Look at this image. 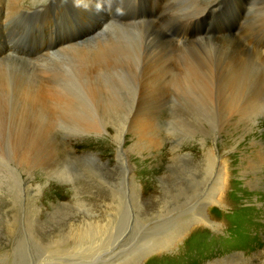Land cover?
Segmentation results:
<instances>
[{
  "label": "rangeland",
  "instance_id": "374dc122",
  "mask_svg": "<svg viewBox=\"0 0 264 264\" xmlns=\"http://www.w3.org/2000/svg\"><path fill=\"white\" fill-rule=\"evenodd\" d=\"M73 1L0 0V264H264V0Z\"/></svg>",
  "mask_w": 264,
  "mask_h": 264
},
{
  "label": "bare ground",
  "instance_id": "6f19581e",
  "mask_svg": "<svg viewBox=\"0 0 264 264\" xmlns=\"http://www.w3.org/2000/svg\"><path fill=\"white\" fill-rule=\"evenodd\" d=\"M226 1V0H225ZM261 1V0H260ZM73 2H75V4H76V6L79 8V9H82V7H87V9H90V10H97V9H100V8H97V9H95L97 6H98V4H99V0H74ZM143 2V1H142ZM258 2V1H257ZM42 3H44V2H42ZM41 3V4H42ZM216 3V2H215ZM253 3V2H252ZM260 3V2H259ZM40 4V5H41ZM256 4V3H255ZM264 4V3H263ZM44 5V4H43ZM211 5V4H210ZM258 5H260V4H258ZM10 6L12 7V9H13V5L11 4V1L9 2V4H8V7L10 8ZM36 6H37V4H36ZM99 7V6H98ZM113 7V6H112ZM15 8V7H14ZM45 8V7H44ZM50 8V7H49ZM48 8V9H49ZM208 10H207V12L209 11L210 12V10H209V6H207L206 7ZM218 8V7H217ZM257 8V7H256ZM263 8V7H262ZM261 8V5L256 9V10H259V9H262ZM11 9V8H10ZM41 9V8H40ZM137 9V8H136ZM136 9H135V12H136ZM216 9V8H215ZM104 10V9H103ZM214 11V10H213ZM216 11V10H215ZM208 12V13H209ZM13 13V12H12ZM105 17V16H104ZM107 17V16H106ZM126 17H127V15L124 17V16H122V19H126ZM130 17V16H129ZM134 17V16H133ZM5 18H6V15H5ZM8 19V18H7ZM139 19V18H138ZM6 20V19H5ZM105 20V19H104ZM104 25V24H103ZM108 25V24H107ZM110 26V25H109ZM109 26H107L105 29H107ZM264 28V27H263ZM97 30H98V28H96ZM240 30V29H239ZM9 32H10V30H9ZM219 32H222V34L223 33H227V32H233L231 29H228V30H223V31H219ZM237 32V31H236ZM242 32H243V30L241 31H238L237 33H240V34H242ZM15 34V33H14ZM98 34V33H97ZM97 34H94L93 36H92V39H94L95 37H96V35ZM103 34V33H102ZM171 34H173V32L171 33ZM99 35H101V34H99ZM98 35V36H99ZM174 35V34H173ZM231 35V34H230ZM232 36H233V34H232ZM247 36H249L251 39H253L254 40V43H253V46L256 48V50H257V52H259V53H264V33L262 34H259L258 36H255V35H253L252 33H250V34H248ZM14 37V36H13ZM80 37V36H79ZM84 38H86V36H84ZM77 40L78 39H74V38H70V41H67V42H65V43H61V44H52L53 45V51L51 52V53H48L47 55H42V56H40L38 59H43V58H46L47 56H49L50 57V55H52V54H57L58 52H59V50H60V48L59 47H63V45H74L75 43H78L77 42ZM83 41H89L88 39H85V40H83ZM179 44V43H178ZM52 47V46H51ZM48 49V48H47ZM46 49V50H47ZM259 50V51H258ZM58 51V52H57ZM46 53V52H45ZM19 54V53H18ZM5 57H9V58H11L12 59V55L11 56H8V55H6ZM19 57L21 58V59H23L20 55H19ZM36 58V57H35ZM34 58V59H35ZM38 59H36V60H38ZM23 60H26V59H23ZM150 98V97H149ZM149 101V100H148ZM199 216L202 218V219H205V215H204V213L202 212L201 214H199ZM183 233V230L182 231H180V232H178V234L179 235H181ZM172 234V233H171ZM176 241V238L175 237H170V238H168V239H164V240H162V241H159L158 243H156V244H154V245H152L153 246V248L154 249H158V248H161V247H165V248H169L174 242Z\"/></svg>",
  "mask_w": 264,
  "mask_h": 264
}]
</instances>
